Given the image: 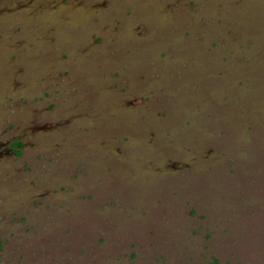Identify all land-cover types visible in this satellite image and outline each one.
<instances>
[{
    "label": "rangeland",
    "instance_id": "rangeland-1",
    "mask_svg": "<svg viewBox=\"0 0 264 264\" xmlns=\"http://www.w3.org/2000/svg\"><path fill=\"white\" fill-rule=\"evenodd\" d=\"M264 264V0H0V264Z\"/></svg>",
    "mask_w": 264,
    "mask_h": 264
},
{
    "label": "trees",
    "instance_id": "trees-1",
    "mask_svg": "<svg viewBox=\"0 0 264 264\" xmlns=\"http://www.w3.org/2000/svg\"><path fill=\"white\" fill-rule=\"evenodd\" d=\"M211 264H220V263L216 259H213Z\"/></svg>",
    "mask_w": 264,
    "mask_h": 264
}]
</instances>
